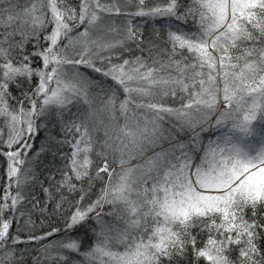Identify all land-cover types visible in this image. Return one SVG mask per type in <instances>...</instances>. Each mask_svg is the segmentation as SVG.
<instances>
[{
    "label": "snow or ice",
    "instance_id": "6c2138e0",
    "mask_svg": "<svg viewBox=\"0 0 264 264\" xmlns=\"http://www.w3.org/2000/svg\"><path fill=\"white\" fill-rule=\"evenodd\" d=\"M0 264H264V0H0Z\"/></svg>",
    "mask_w": 264,
    "mask_h": 264
},
{
    "label": "trees",
    "instance_id": "16d2710c",
    "mask_svg": "<svg viewBox=\"0 0 264 264\" xmlns=\"http://www.w3.org/2000/svg\"><path fill=\"white\" fill-rule=\"evenodd\" d=\"M49 159H50V157H49ZM45 163H47V160L45 161Z\"/></svg>",
    "mask_w": 264,
    "mask_h": 264
}]
</instances>
